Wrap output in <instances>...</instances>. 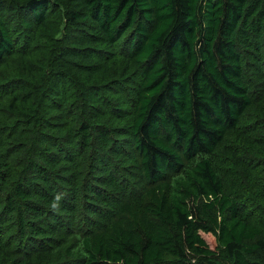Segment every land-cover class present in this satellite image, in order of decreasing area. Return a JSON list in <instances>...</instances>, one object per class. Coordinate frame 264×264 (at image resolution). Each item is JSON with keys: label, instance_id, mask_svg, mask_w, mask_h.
<instances>
[{"label": "trees", "instance_id": "1", "mask_svg": "<svg viewBox=\"0 0 264 264\" xmlns=\"http://www.w3.org/2000/svg\"><path fill=\"white\" fill-rule=\"evenodd\" d=\"M5 3L0 264H264V0Z\"/></svg>", "mask_w": 264, "mask_h": 264}, {"label": "rangeland", "instance_id": "2", "mask_svg": "<svg viewBox=\"0 0 264 264\" xmlns=\"http://www.w3.org/2000/svg\"><path fill=\"white\" fill-rule=\"evenodd\" d=\"M1 13L6 17V18H12L13 20H15V22H14V24L16 25V27L19 29V31H20V33L22 34V36H23V39L22 40H24L25 39V35H24V32L22 31V27H21V24H22V22H20L19 20L21 19V16H19L18 14H17V12H16V10L15 9H13L12 7H11V4H9V3H5L4 5H3V7H1ZM121 42L122 41H120V47L123 45V43L121 44ZM125 50H127V48H125ZM120 85V84H119ZM115 89L116 90H119L120 91V89H121V85H120V87H115ZM129 91V89H127V92Z\"/></svg>", "mask_w": 264, "mask_h": 264}]
</instances>
